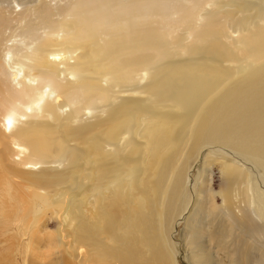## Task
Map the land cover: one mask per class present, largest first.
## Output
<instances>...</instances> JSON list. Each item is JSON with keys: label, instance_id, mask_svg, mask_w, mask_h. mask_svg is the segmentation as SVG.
<instances>
[{"label": "bare ground", "instance_id": "bare-ground-1", "mask_svg": "<svg viewBox=\"0 0 264 264\" xmlns=\"http://www.w3.org/2000/svg\"><path fill=\"white\" fill-rule=\"evenodd\" d=\"M13 6H0V264H179L175 229L212 165L232 242L221 223L211 250L185 237L189 263L264 264V0Z\"/></svg>", "mask_w": 264, "mask_h": 264}, {"label": "rangeland", "instance_id": "rangeland-1", "mask_svg": "<svg viewBox=\"0 0 264 264\" xmlns=\"http://www.w3.org/2000/svg\"><path fill=\"white\" fill-rule=\"evenodd\" d=\"M3 1H4V3L2 4ZM38 1L39 0H6V1L2 0V2H0L1 3L0 6L3 7V8L4 7L8 8V7L13 6V4H17L18 3L20 6H18L16 11H20V9H21L20 7H22L23 5L32 6V5H35ZM21 2H22V5L20 4ZM24 2H25V4H23ZM58 2H57V4H58ZM11 3H12V5H11ZM53 3L54 2H51V4L53 6H55L56 5V1H55L54 4ZM6 34H9V31H7ZM12 39L13 40H17V39H19V37L17 38V36H16V37H14ZM201 171H202V165H200L198 163L196 168H194V170H193V174H192L193 183L190 184L191 187H193V186L196 187L199 184V182L196 181V180H198V176L201 173ZM203 171H204V173H203ZM203 171H202L203 175H201L200 185H201V183H203V184L199 188L198 193H197L198 197H197L196 200H198L197 201L198 203H196L197 205L195 204L196 206H195L194 211H193L194 214H193V216L191 218L190 225L186 228V227H184V224L180 223L177 226V228L175 229L176 230V235L174 236L173 241H174V245H175V247L177 249L176 257L178 259V263L179 264H190L189 261H188V254H187V251H186L187 249H186V247H184V245L182 243L183 239L185 240V237L189 236L190 239H191L192 235H193L194 237H196V240H197L196 244H206L207 243L206 244V246L208 245L207 249L211 250V248L213 249V244H214V242L211 240V238L216 234L215 233L216 232V227H218V225L221 223L222 227L226 228V230H227V227H228L227 223H230L228 216H226L228 214L225 211L222 212L223 214L221 213L222 215L226 214L225 216L221 215L223 217V218L221 217L223 220L221 218H219V216H220L219 213H220L221 207H220V209L218 211V206H219L221 200H220V198L217 199L216 196L213 197V193L218 191L217 188H218V185H219V183L221 181V176L218 174L219 172L217 171V168L214 165H212L210 167L205 168ZM191 191H192V189H191ZM194 196H195V194H194ZM214 208H216V210ZM216 211L218 212L217 216H218L219 219L215 217L216 216V214H215ZM213 213H214L215 216L211 215ZM224 218H225V220H224ZM211 220L213 222H211ZM224 222H225L226 225L224 224ZM194 232H195V234L196 233H198V234L195 235V234H193ZM226 232H225L227 234L226 235L227 237L225 236V238H226L225 240H227L226 244L228 243L227 246H229V245L231 246L232 236L231 235H230L231 237L229 236V234H231V233H229V229ZM189 237H188V239H189ZM208 240H210L209 243H208ZM190 245L191 244H189V246ZM230 246H229V249H230ZM190 247H192V246H190ZM222 253H220L221 256L217 255V257L221 258V263L222 264H229L230 262L227 259L228 257H226L227 253H223V254H225V256ZM222 257H224L225 259L222 258Z\"/></svg>", "mask_w": 264, "mask_h": 264}]
</instances>
